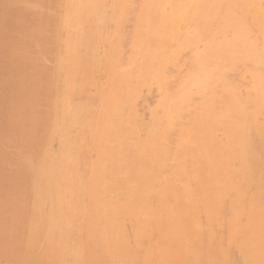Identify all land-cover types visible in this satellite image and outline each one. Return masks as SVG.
Instances as JSON below:
<instances>
[{
  "label": "bare ground",
  "instance_id": "obj_1",
  "mask_svg": "<svg viewBox=\"0 0 264 264\" xmlns=\"http://www.w3.org/2000/svg\"><path fill=\"white\" fill-rule=\"evenodd\" d=\"M0 264H264V0H0Z\"/></svg>",
  "mask_w": 264,
  "mask_h": 264
}]
</instances>
